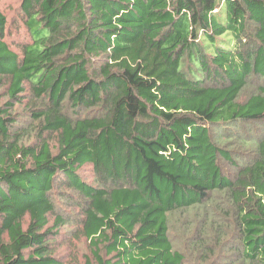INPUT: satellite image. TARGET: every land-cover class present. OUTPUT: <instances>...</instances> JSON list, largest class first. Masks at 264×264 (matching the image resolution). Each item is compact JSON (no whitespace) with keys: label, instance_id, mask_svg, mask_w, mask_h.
I'll return each instance as SVG.
<instances>
[{"label":"trees","instance_id":"16d2710c","mask_svg":"<svg viewBox=\"0 0 264 264\" xmlns=\"http://www.w3.org/2000/svg\"><path fill=\"white\" fill-rule=\"evenodd\" d=\"M19 2L17 43L0 9V264H64L56 241L77 222L84 264H184L171 214L190 210L195 250L209 229L264 264V128L240 132L264 124V0ZM213 128L238 129L251 157Z\"/></svg>","mask_w":264,"mask_h":264},{"label":"rangeland","instance_id":"374dc122","mask_svg":"<svg viewBox=\"0 0 264 264\" xmlns=\"http://www.w3.org/2000/svg\"><path fill=\"white\" fill-rule=\"evenodd\" d=\"M0 9H2L7 15L10 30L8 37L10 40H12V43H17L16 40H24L25 33L23 32V30L19 29L21 18L19 0H0ZM6 88L7 84L0 82V103L8 100ZM250 90L252 89H248L244 94L247 95ZM27 98L30 99V96ZM27 101L28 100H25V102L17 104L15 106V109L21 112V116L25 117L21 122L24 126L30 125V123L33 122V120L31 119V114H28L27 112H24L23 114V111H25L28 107ZM250 126H252L253 128H264L263 123H254L252 125L246 124L243 125L240 132L244 133L246 130L249 133L250 129H252ZM28 128L31 129V137H35L36 131L32 130L31 126H29ZM231 130H235V133H229L227 135V133H222V130L219 128H213V133L216 140L220 139V144L226 146L231 152L234 153L235 158L239 157L240 155L251 157L252 151L250 147H247L246 144L236 138L239 135V130H236L235 128H231ZM51 143L53 145L54 151H56V137L51 136ZM221 163L223 165V168L225 169V173L230 174L235 172L236 168L233 163L225 160L223 161L222 159ZM82 174H84V176L89 181L97 183L94 175V170L90 165H87L83 168ZM69 191L71 190L68 189L67 192ZM57 199L59 201L58 205H60V207L66 205V207L70 208L72 213L71 218L75 220L76 218L80 217L81 212L79 210V207L76 206L71 199L70 201L66 198ZM201 217L202 210L197 214L194 210L171 214V237L174 240L175 247L182 250L186 254L187 258L184 264H247L242 263L241 260H236L238 253H235L233 251L230 252L228 246L225 248L224 246H220V243L215 244V241L213 239L215 231H211L209 229L207 233L210 235L209 240L210 243H212L211 245H214L213 248L211 250L209 248L201 251L195 250L192 241L195 237L201 235L199 231H197L199 230V225L202 222ZM230 230L231 227L228 228V231ZM62 231L63 234L59 236L56 242L57 245H60L59 253L63 258L64 264H84L85 256L90 255L91 250L88 239L84 234L81 233L80 225L78 224V222L77 224L69 223L63 228Z\"/></svg>","mask_w":264,"mask_h":264}]
</instances>
